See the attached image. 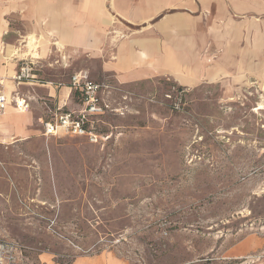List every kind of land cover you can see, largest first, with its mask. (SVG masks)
<instances>
[{
	"label": "rangeland",
	"instance_id": "obj_1",
	"mask_svg": "<svg viewBox=\"0 0 264 264\" xmlns=\"http://www.w3.org/2000/svg\"><path fill=\"white\" fill-rule=\"evenodd\" d=\"M102 80L122 88L104 95L105 141L37 124L0 145V240L22 264H264V66L195 88Z\"/></svg>",
	"mask_w": 264,
	"mask_h": 264
},
{
	"label": "crops",
	"instance_id": "obj_2",
	"mask_svg": "<svg viewBox=\"0 0 264 264\" xmlns=\"http://www.w3.org/2000/svg\"><path fill=\"white\" fill-rule=\"evenodd\" d=\"M29 57L34 77L16 86L12 76ZM262 66L264 0H0V76L8 96L16 89L28 100L26 110L9 103L0 113V145L37 132L43 99L79 108L69 86L79 70L119 85L165 77L195 88L242 82ZM49 68L69 78L54 88L43 76Z\"/></svg>",
	"mask_w": 264,
	"mask_h": 264
},
{
	"label": "built area",
	"instance_id": "obj_3",
	"mask_svg": "<svg viewBox=\"0 0 264 264\" xmlns=\"http://www.w3.org/2000/svg\"><path fill=\"white\" fill-rule=\"evenodd\" d=\"M35 61L32 57L23 59L18 71L12 76L16 86L22 82L32 80ZM47 84L58 88L61 83L56 81H47ZM69 86L72 95L77 96L79 108L69 109L66 105H49L46 99H43V105L46 109V118L41 123L42 134L44 136H81L85 137L91 143H100L105 141L109 134L99 131L96 123L106 112H117L113 108L106 93H112L114 90L120 91V86L110 85L105 81H94L90 78L86 70H79L70 75ZM183 89L176 85H171V91L166 97L171 98L172 94L181 95ZM74 94V95H75ZM28 100L19 95L18 90L8 96L4 90L3 77L0 76V113H2L9 103L19 110L28 109ZM24 245L15 239L0 240V264H22Z\"/></svg>",
	"mask_w": 264,
	"mask_h": 264
},
{
	"label": "bare ground",
	"instance_id": "obj_4",
	"mask_svg": "<svg viewBox=\"0 0 264 264\" xmlns=\"http://www.w3.org/2000/svg\"><path fill=\"white\" fill-rule=\"evenodd\" d=\"M259 105H260V107H262V106H264V103L261 102V103H259Z\"/></svg>",
	"mask_w": 264,
	"mask_h": 264
},
{
	"label": "trees",
	"instance_id": "obj_5",
	"mask_svg": "<svg viewBox=\"0 0 264 264\" xmlns=\"http://www.w3.org/2000/svg\"><path fill=\"white\" fill-rule=\"evenodd\" d=\"M74 94H75V93H74ZM74 94H73V95H74Z\"/></svg>",
	"mask_w": 264,
	"mask_h": 264
}]
</instances>
